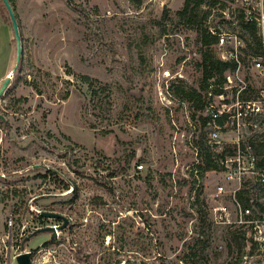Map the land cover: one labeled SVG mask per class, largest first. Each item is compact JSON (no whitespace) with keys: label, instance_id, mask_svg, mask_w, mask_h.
I'll return each mask as SVG.
<instances>
[{"label":"rangeland","instance_id":"374dc122","mask_svg":"<svg viewBox=\"0 0 264 264\" xmlns=\"http://www.w3.org/2000/svg\"><path fill=\"white\" fill-rule=\"evenodd\" d=\"M184 1L11 0L22 58L0 98V264H18L35 229L62 224L42 210L69 224L28 241L32 264H264V184L247 147L264 152V126L251 127L263 118L206 124L200 66L207 49L237 50L225 98L234 101L240 80L257 95L264 74L253 61L264 48L249 46L240 19L262 16L264 0H207L194 26L178 16ZM201 22L224 46H202ZM16 56L0 0V86ZM201 137L228 149L225 169L202 176Z\"/></svg>","mask_w":264,"mask_h":264},{"label":"trees","instance_id":"16d2710c","mask_svg":"<svg viewBox=\"0 0 264 264\" xmlns=\"http://www.w3.org/2000/svg\"><path fill=\"white\" fill-rule=\"evenodd\" d=\"M1 1L3 2V0ZM206 2L207 0H185L182 9L178 11L179 18L184 20L187 25L194 26L196 24L198 10L201 5L205 4ZM240 24L242 27H245L246 29L250 30L251 42L249 43V46L254 49V52L257 53L262 48V40L261 36L259 35V29L257 25L254 21L246 19H240ZM195 27L197 29L199 41L203 47L207 48L213 43H217L219 41V34L216 31L212 30L211 27H209L208 25H204L201 22L198 24V26ZM202 57V62L200 64L201 69L203 71L202 88L205 90L206 93H208L210 85H213L214 94H220L222 92L221 87L226 81L225 74L228 71L235 70L238 64L236 62L222 61L216 56H213L208 51V49L205 50L204 53H202ZM248 91L249 89L245 90L244 93H242L243 98H250V96L248 97L246 95ZM195 95L196 92L192 93L190 96L195 97ZM226 116L227 115L225 114L219 116L216 120L217 124L223 126L226 122ZM211 119L212 117L211 115H209L204 118V122L207 124L211 121ZM259 143L260 142L256 143L254 140H251L249 146L251 148V152L257 158L256 167L263 169L264 152L258 150ZM195 147L197 150V158L199 159L197 166L203 170L202 176L209 169L223 170L226 168L225 164L220 165L218 161L219 159H221L222 161L225 160V156L227 154L228 149H217L212 144H210L208 140H205L202 137L196 140ZM259 152L261 155L263 154L262 157L259 156ZM245 191L246 190L243 189L237 190V196L244 203V205H247L246 203L248 202V199L245 198V193H247V191ZM39 217L44 218L45 216L40 214Z\"/></svg>","mask_w":264,"mask_h":264},{"label":"built area","instance_id":"2783aa9c","mask_svg":"<svg viewBox=\"0 0 264 264\" xmlns=\"http://www.w3.org/2000/svg\"><path fill=\"white\" fill-rule=\"evenodd\" d=\"M261 9L262 11H264V1L261 2ZM245 19L246 20H252L255 22V24L257 25L258 29L259 27H261L262 34L264 37V13L262 14V16H257L254 15L253 12H249L248 14L245 15ZM260 35V34H259ZM220 37V36H219ZM235 44L236 47H239V45L242 44V39L236 35L235 36ZM219 45L221 46V44H225V38H221L219 39ZM264 48V40L262 42V50ZM222 51L219 52V59L222 61H229V62H236L238 65L236 67L235 70H231L228 71L225 74L226 77V81L224 83V85L221 87L222 92L220 94H214V86L210 85L208 93H207V97H208V101L206 100V106L205 108L207 109L209 115H211L212 119L209 123H211V127L216 129L218 127H224L226 125H228V123L230 122L231 119H236V118H256L261 117L263 118L262 120L257 122H254V124L251 125V127L255 125L258 126H264V87L260 89V91L257 92L256 96H252L251 98H243L242 97V93H244L245 90L249 89L247 88V85L244 84L243 80H240L241 82L239 84H237V86L234 87V90L236 91V95L234 96V101L230 102L229 100H226V96L228 93V88L230 86H232L235 78L233 79L232 76L236 73L239 72L241 69V59L240 56L238 54L237 50H224L221 47ZM260 58H255V60L253 61V68L257 69L260 73L264 74V53H262L261 55H259ZM243 83V85H242ZM233 87V86H232ZM250 91V89H249ZM214 98H222L224 102H222L220 107H216L213 104V100ZM233 108V109H232ZM227 115L226 116V122L223 126H220L217 124V118L221 115ZM257 117V118H258ZM252 122V121H251ZM1 123H2V116L0 114V135L5 134L6 131H4L1 127ZM250 123V122H249ZM253 129V128H252ZM212 136L214 138L217 137V132L216 130H214V132H212ZM1 140H2V136L0 139V144H1ZM215 140V139H214ZM216 143H212V141L210 140V144H212L215 148H218L219 145L217 144L219 141L215 140ZM250 151L251 148L248 145L247 146ZM253 156V155H252ZM254 158L251 159V165L254 167V169L256 168V159L255 156H253ZM225 166L227 167V165L225 164ZM140 168L143 167V164L139 165ZM260 175L259 177H257L258 182L262 185L264 184V168L261 169L260 168ZM220 192L223 190V187H220ZM250 207L245 208V211L250 212ZM53 226H58V225H53ZM45 227V226H44ZM41 228V227H40ZM38 229V228H37ZM54 231H58L57 227L54 229ZM148 264H153V262H149Z\"/></svg>","mask_w":264,"mask_h":264},{"label":"water","instance_id":"95a60500","mask_svg":"<svg viewBox=\"0 0 264 264\" xmlns=\"http://www.w3.org/2000/svg\"><path fill=\"white\" fill-rule=\"evenodd\" d=\"M4 5L6 6L9 15L11 17L12 25L14 28V33H15V41H16V46H17V56H16V63L12 69V71L6 76L4 81L2 82L0 86V98L5 92L6 88L10 85L13 73L17 70L21 58H22V39L19 31V25L16 19V15L14 13L13 6L11 4L10 0H3ZM40 214L45 216V217H52L55 219H61L63 220V223L58 225V226H45L41 227L38 229H35L31 234L25 236L22 240V245H21V252L17 255L16 260L18 264H32V252L27 250V243L28 241L33 238L34 236L38 235L39 233L47 230H54L56 227L58 230L64 229L68 224H69V218L66 217L64 214L57 212V211H51V210H42L40 211Z\"/></svg>","mask_w":264,"mask_h":264},{"label":"flooded vegetation","instance_id":"af4514ba","mask_svg":"<svg viewBox=\"0 0 264 264\" xmlns=\"http://www.w3.org/2000/svg\"><path fill=\"white\" fill-rule=\"evenodd\" d=\"M58 220H61V219H58ZM62 221V223H63V220H61ZM60 225V224H59Z\"/></svg>","mask_w":264,"mask_h":264}]
</instances>
